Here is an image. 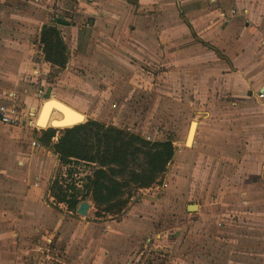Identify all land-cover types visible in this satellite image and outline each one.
Returning a JSON list of instances; mask_svg holds the SVG:
<instances>
[{
  "label": "crops",
  "instance_id": "crops-1",
  "mask_svg": "<svg viewBox=\"0 0 264 264\" xmlns=\"http://www.w3.org/2000/svg\"><path fill=\"white\" fill-rule=\"evenodd\" d=\"M7 1L11 0H0V102L10 101V94L15 92L21 105L31 109L29 100H45L38 96L39 91L44 97L49 94L46 77L53 65L45 60L40 41L45 25L57 26L63 37L75 38L85 34L84 23L90 33L113 32L117 26L116 33L122 35L119 32L124 26L123 34L138 42L132 50L140 57L148 49L157 56L166 54L170 64L178 66L172 72L197 75L199 86L229 85L227 88L232 89L236 100L232 104L244 107L243 120L215 124L212 142L204 141L203 145L197 140L198 123L194 143L186 149L199 145L205 148L204 154L213 151L217 168L222 161L219 153L230 152L234 157L235 151H243L246 168L259 169L264 184V0H73L76 17L81 21L76 24H70L71 14L56 18L42 9L49 10L54 1L63 7L67 0H15V4L32 11L27 15L28 21L21 25L11 21V14L4 7ZM33 32L36 38L31 36ZM66 75L67 71H63L59 78ZM35 83L40 88L30 95L33 88L29 84ZM0 126L14 142L16 151L13 169L3 165L9 170V177L1 181L9 184L8 196L0 182V196L4 193L9 199L5 225L0 224L15 237L14 242L5 241V247L0 244V264H137L136 250L143 239L148 237L149 242L158 221L190 195L191 182L176 169L177 173L171 177L168 173L162 185L141 189L121 218L95 215L91 219L97 208L90 198L80 202L90 204L84 216L78 213L80 204L72 211L66 204L50 202L51 182L61 161L54 149L37 140L41 135L36 133L41 130L27 128L17 132L15 129L25 127ZM243 126L245 138L241 141ZM34 139L40 148L32 146ZM53 139L57 141V137ZM186 149L175 152L173 160L179 158L180 167L190 157ZM157 187L165 190L163 196L147 194ZM255 195L252 191L254 206L259 203ZM190 205H186L188 210ZM5 255L7 261L2 259Z\"/></svg>",
  "mask_w": 264,
  "mask_h": 264
},
{
  "label": "rangeland",
  "instance_id": "rangeland-1",
  "mask_svg": "<svg viewBox=\"0 0 264 264\" xmlns=\"http://www.w3.org/2000/svg\"><path fill=\"white\" fill-rule=\"evenodd\" d=\"M72 1H64L63 7L54 1L49 10L42 9L56 18L64 17L63 13L71 14L69 22L76 24L81 21L76 17L78 13ZM4 7L15 25L26 23L27 15L32 12L15 4V0L7 1ZM83 29L87 33L79 38L64 35L67 36L64 40L68 46V63L64 68L53 66L46 77L49 94L44 97L45 100H29L30 108L37 115L44 101L61 98L86 115L85 121L77 122L94 119L143 136L153 135L155 140L170 139L174 141L176 150L186 149V135L194 120L199 123L197 140L199 138V144L203 145L204 141L206 144L212 142L215 124H236L245 117L244 107L237 108L232 104L236 100L232 89L229 91L227 88L228 84H221L222 87L216 84L199 86L197 75L172 72V68L178 66H172L166 54L157 56L150 53V49L140 57L132 50L138 42L123 34L124 26L119 32L122 35L116 33L117 26L115 31L109 33L102 30L90 33L87 23H84ZM17 30L28 33L23 29ZM35 34L33 32L31 36L36 38ZM63 71H67V75L60 79ZM29 85L34 89L31 88L30 95L40 88V84ZM59 119L60 116L55 115V120ZM38 127L41 131L36 134L41 138L37 140L41 144L49 128H67L55 122H51L47 128ZM244 128L240 129L241 141L245 138ZM3 130L0 126V182L9 177V170L5 166H10L12 170L16 155L14 142ZM22 130L27 131V128L15 129L17 132ZM61 135L62 132L57 131V140ZM53 142L56 140L53 139ZM204 149L199 145L191 150L186 149L190 157L184 160L181 167L179 158L170 163L167 175L159 184L162 185L168 173L171 177L177 169L182 178H188L191 182L190 195L186 196L182 205H173L168 214L158 221L156 232L150 235L149 242L146 240L148 237L143 239L136 250L134 260L137 264H264V184L260 181V170L246 168L243 151H235L234 157L230 152L219 153L222 161L221 167L217 168L213 151L204 154ZM69 165L61 162L56 176L69 174ZM71 165L79 177L94 168L76 161ZM192 182L196 186H192ZM1 189L7 194L9 184L1 182ZM164 191L157 187L156 191L147 194L156 193L160 197ZM252 191L256 194L255 199L259 200L256 206L251 201ZM139 192L133 193L134 200ZM8 203L9 199L3 193L0 196V223L3 224L7 219ZM188 203L198 204L199 211L188 210ZM95 215L93 213L91 219ZM4 225L0 224V242H14L13 233L4 230ZM7 243L0 244L5 247ZM7 258V255L2 257L3 261H7Z\"/></svg>",
  "mask_w": 264,
  "mask_h": 264
},
{
  "label": "trees",
  "instance_id": "trees-1",
  "mask_svg": "<svg viewBox=\"0 0 264 264\" xmlns=\"http://www.w3.org/2000/svg\"><path fill=\"white\" fill-rule=\"evenodd\" d=\"M40 41L45 60L64 68L68 46L61 30L45 25ZM57 131L62 135L53 142ZM41 140L44 146L54 149L62 163L76 161L94 167L90 174L74 179L76 170L71 166L67 177L55 175L50 188L56 201L72 211L90 198L100 217L126 212L135 191L161 183L176 152L173 140L150 141L141 134L94 119L64 129L49 128Z\"/></svg>",
  "mask_w": 264,
  "mask_h": 264
},
{
  "label": "built area",
  "instance_id": "built-area-1",
  "mask_svg": "<svg viewBox=\"0 0 264 264\" xmlns=\"http://www.w3.org/2000/svg\"><path fill=\"white\" fill-rule=\"evenodd\" d=\"M38 96L41 99H44V96L41 91L38 92ZM261 96H263L262 93H261ZM9 99L10 101L0 102V124L11 126V127H25L30 130H40V128H38V126L36 125L37 113L29 109L28 106L21 105V103L19 102L17 93L15 92L11 93ZM146 138L150 141H155V138L153 135L146 136ZM31 144L33 147H37V148L41 147V145L35 139L32 140ZM71 166L72 165L70 164L68 167H71ZM90 173L91 171H89V174ZM87 174L88 173H86L85 175ZM63 176L67 177L68 175L64 174ZM75 178L77 179L80 178L78 176V173L74 174V179ZM78 186H81V183H78ZM48 197L51 203H55L58 205L64 204V203L59 204L56 201L51 191L49 192Z\"/></svg>",
  "mask_w": 264,
  "mask_h": 264
},
{
  "label": "bare ground",
  "instance_id": "bare-ground-1",
  "mask_svg": "<svg viewBox=\"0 0 264 264\" xmlns=\"http://www.w3.org/2000/svg\"><path fill=\"white\" fill-rule=\"evenodd\" d=\"M55 115H59L60 119L55 120ZM59 118V117H58ZM86 115L75 110L72 106L66 104L57 98H51L44 101L40 107L38 115L36 117V124L42 128H47L51 122H55L59 126L71 127L77 123V121H85ZM198 122L194 120L189 125L188 132L185 139V145L191 147L194 143Z\"/></svg>",
  "mask_w": 264,
  "mask_h": 264
},
{
  "label": "water",
  "instance_id": "water-1",
  "mask_svg": "<svg viewBox=\"0 0 264 264\" xmlns=\"http://www.w3.org/2000/svg\"><path fill=\"white\" fill-rule=\"evenodd\" d=\"M81 123H84V122H80V123H77V124H75V125H78V124H81ZM75 125H73V126H75ZM73 126H71V127H73ZM89 207H90L89 202H87V201H83V202L80 204L79 208H78V213H79L80 215H83V216L86 215V213H87ZM189 209L192 210V211H197V209H198V205H197V204H191V205L189 206Z\"/></svg>",
  "mask_w": 264,
  "mask_h": 264
}]
</instances>
